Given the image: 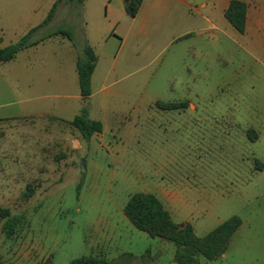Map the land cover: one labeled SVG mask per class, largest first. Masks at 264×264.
I'll use <instances>...</instances> for the list:
<instances>
[{
  "label": "rangeland",
  "instance_id": "374dc122",
  "mask_svg": "<svg viewBox=\"0 0 264 264\" xmlns=\"http://www.w3.org/2000/svg\"><path fill=\"white\" fill-rule=\"evenodd\" d=\"M56 4L52 22L29 41H44L64 29L71 32L81 60L87 48L93 49L100 57L91 78L94 96L76 98L81 89L67 43L62 47V85L56 90L42 77L38 59H33L34 78L33 71L23 78L24 55L0 64L3 261L72 264L82 256L113 260L125 252L137 257L150 252L153 264H176L173 243L138 230L124 214L132 195L155 194L167 185L182 198L175 220L189 221L199 237L233 216L242 219L225 254L212 261L201 256L202 264H264L260 55H248L239 46L236 59L227 62L199 59L197 53L187 54L181 39L153 57V40L144 50L151 55L143 60L144 68L108 75L112 58L103 55L102 22L86 17L93 13L90 3L66 0H0V37L9 45L17 43ZM214 46L203 42L200 49L215 54ZM41 81L42 90L30 89ZM185 101L197 110L161 107ZM82 115L103 126L90 142L71 125ZM76 140L83 142L82 150L73 148ZM29 184L36 192L26 199ZM2 210H9L10 217ZM11 217L16 226L9 236L5 223Z\"/></svg>",
  "mask_w": 264,
  "mask_h": 264
},
{
  "label": "crops",
  "instance_id": "0c3cea01",
  "mask_svg": "<svg viewBox=\"0 0 264 264\" xmlns=\"http://www.w3.org/2000/svg\"><path fill=\"white\" fill-rule=\"evenodd\" d=\"M232 1L142 0L137 15L131 17L126 10V0H85L86 3H90L91 12H93L90 15L87 14L86 17L92 16L93 21H101L104 27L99 34L104 36L101 39L102 45H104L102 47L103 55L112 58L107 71L108 75L122 72L127 67L129 70L136 71L144 68L143 60L149 59L148 57L151 56H145L148 55L146 54L148 51L144 52V50L148 49L153 40L154 48L156 46L153 57L160 55L167 44L182 39L183 49L187 54L194 56L197 53L199 59L217 57L227 62L228 59H236V49L239 46L248 55H255L254 52H257L264 69V0H240L247 5V25L244 33L235 29L226 18V11ZM102 7H104L103 14L100 13ZM94 27L93 25L92 30ZM95 32L97 31L94 29ZM203 42L215 45V54L203 53L200 49V44ZM65 43L70 45L67 53L69 54L70 68L76 71L80 52L74 45V40L54 36L18 54L25 57L22 66L23 78L26 79L30 71H33L32 78H34L36 65L33 59H38V67L43 68L41 75L42 77L47 76L48 84L52 85L51 89L60 88L62 85V47L66 45ZM8 45L0 37V49ZM18 57L12 61L17 60ZM99 58L98 56L97 67L100 63ZM12 61L0 62V64ZM188 70H190V66H188ZM32 84L34 87L29 86L31 90H42V85L45 82H38L37 86L35 83ZM93 96L94 93L89 98ZM76 98L84 99L81 91L76 95ZM190 107L194 111L197 110L195 104L188 102L187 108ZM75 147L76 150H82L83 142L76 140L73 144L74 149ZM157 190L155 194L171 213L174 221L179 224L190 223L189 221L175 220V216L179 212V205L182 203L178 190L167 185H161ZM103 233L108 234L109 232L103 231Z\"/></svg>",
  "mask_w": 264,
  "mask_h": 264
},
{
  "label": "trees",
  "instance_id": "16d2710c",
  "mask_svg": "<svg viewBox=\"0 0 264 264\" xmlns=\"http://www.w3.org/2000/svg\"><path fill=\"white\" fill-rule=\"evenodd\" d=\"M62 0H59V3ZM69 3L83 4L85 0H66ZM142 5V0H126V10L129 16L135 17ZM58 4L48 14L47 18L35 28H32L20 41L0 49V62L14 60L17 55L41 41L30 42L31 35L39 28L50 23L55 16ZM226 18L235 29L244 33L247 25V5L240 0H233L227 11ZM62 36L73 40L71 32L58 29L50 37ZM87 57L84 60L79 58L77 62V73L81 94L84 98L91 96V78L97 67L98 58L90 47L86 49ZM160 106V105H159ZM165 110H176L187 108L188 103H170L161 106ZM86 142H90L96 133H102L103 126L98 121H93L82 115L77 116L71 122ZM36 192V186L27 185L23 195L30 199ZM5 217H10L9 210H2ZM125 216L138 230L143 231L151 237H157L173 243L176 247L174 262L176 264H202L200 257L212 261L225 254L229 248L232 237L242 225L239 216H233L204 237L196 235L194 227L190 223L179 224L174 221L171 213L165 208L163 202L153 193H136L132 195L124 207ZM15 220L9 218L5 223L8 235L14 234ZM154 257L147 252L142 257L125 252L117 259L108 260L98 256H82L72 261V264H153ZM0 264H6L0 257ZM45 264V263H44Z\"/></svg>",
  "mask_w": 264,
  "mask_h": 264
},
{
  "label": "water",
  "instance_id": "95a60500",
  "mask_svg": "<svg viewBox=\"0 0 264 264\" xmlns=\"http://www.w3.org/2000/svg\"><path fill=\"white\" fill-rule=\"evenodd\" d=\"M49 261V260H48ZM45 264H49L48 262H46Z\"/></svg>",
  "mask_w": 264,
  "mask_h": 264
}]
</instances>
